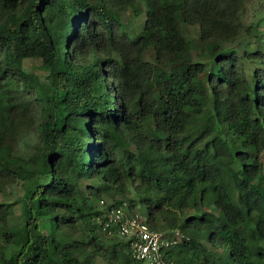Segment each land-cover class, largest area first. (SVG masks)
<instances>
[{
  "label": "trees",
  "instance_id": "trees-1",
  "mask_svg": "<svg viewBox=\"0 0 264 264\" xmlns=\"http://www.w3.org/2000/svg\"><path fill=\"white\" fill-rule=\"evenodd\" d=\"M250 1L0 0V190L23 189L17 226L0 203V264H146L107 226L116 210L178 231L174 264H264V51L194 57L184 31L250 35Z\"/></svg>",
  "mask_w": 264,
  "mask_h": 264
},
{
  "label": "rangeland",
  "instance_id": "rangeland-1",
  "mask_svg": "<svg viewBox=\"0 0 264 264\" xmlns=\"http://www.w3.org/2000/svg\"><path fill=\"white\" fill-rule=\"evenodd\" d=\"M138 3H135V6H137ZM129 14H125L121 21L126 26L124 31H126L131 38H134L136 36V32H134L135 23L133 24L132 19L128 16ZM245 25L246 26H253V32L250 35H241L238 39L235 41H229L225 43H221L215 46H205L202 47V45L199 42V35H198V28L196 26H186L184 27V31L189 39V48L194 57H200L203 52L209 56L211 59H216L220 54H228L230 52L236 53L238 56L242 57L245 52H248L250 54H255V52L259 51L260 48L262 51H264V37H256L259 34H264V0H251L246 5V12H245ZM150 53L151 50L146 52L145 60L150 61ZM243 64L245 65V71L247 76H250L252 71V68H255L256 66L251 64L249 61L243 60ZM40 61L38 60H32L27 61L24 63V70L26 72L34 73L38 78L41 79V81H44L45 73L41 71L39 68ZM211 122H214L213 118H210ZM218 135V134H217ZM25 143L23 144V149L27 152H33L34 147L36 144V135L34 133H26L24 135ZM249 164L252 165V162H249ZM226 172L229 173V175L232 177L235 175V169H230L229 167H225ZM214 182L210 183V188L213 190L214 188ZM23 195V189L20 185V183H17L15 185H10L2 190H0V203H10L11 205V220L10 223L12 226H17L21 221V205L19 204V200L21 196ZM104 202L106 204L110 203L109 200L104 199ZM210 203H207L208 210L212 211L214 215L217 216V211L214 209L213 206V199L209 201ZM145 212V210H143ZM43 230L46 231L47 229L43 227ZM187 235H191L189 232H186ZM192 236V235H191ZM200 242L205 244L206 248H209V246L206 244V236L202 235L199 237ZM1 243V241H0ZM1 246V245H0ZM215 258L218 259L220 264H226L227 258L225 253L221 249H212ZM13 256L16 255V253L12 254ZM120 256H123V252L119 253ZM91 264H106L105 262H102L100 260H97L94 263Z\"/></svg>",
  "mask_w": 264,
  "mask_h": 264
},
{
  "label": "built area",
  "instance_id": "built-area-1",
  "mask_svg": "<svg viewBox=\"0 0 264 264\" xmlns=\"http://www.w3.org/2000/svg\"><path fill=\"white\" fill-rule=\"evenodd\" d=\"M107 226L114 227L120 236L129 241L128 253L133 259L146 264H174L165 259V252L181 240L178 231H154L140 216L124 215L121 210L110 213Z\"/></svg>",
  "mask_w": 264,
  "mask_h": 264
}]
</instances>
